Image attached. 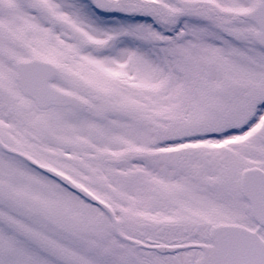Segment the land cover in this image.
<instances>
[{
	"label": "snow or ice",
	"instance_id": "6c2138e0",
	"mask_svg": "<svg viewBox=\"0 0 264 264\" xmlns=\"http://www.w3.org/2000/svg\"><path fill=\"white\" fill-rule=\"evenodd\" d=\"M0 264H264V0H0Z\"/></svg>",
	"mask_w": 264,
	"mask_h": 264
}]
</instances>
